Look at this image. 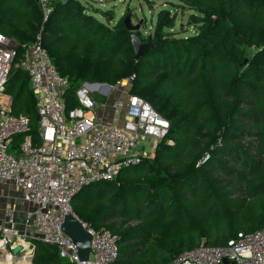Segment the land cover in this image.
<instances>
[{
	"label": "trees",
	"instance_id": "obj_1",
	"mask_svg": "<svg viewBox=\"0 0 264 264\" xmlns=\"http://www.w3.org/2000/svg\"><path fill=\"white\" fill-rule=\"evenodd\" d=\"M173 1L190 12L193 30L175 31L176 14L159 10L153 29L137 33L156 46L136 61L133 32L123 23L129 11L113 24L112 10L79 0H52L46 18L36 0H0V33L16 46L6 85L10 111L29 121V131L12 139L11 154L26 136L38 144L36 101L21 67L37 39L67 80V114L78 108L82 84L129 79V93L169 124L152 158L71 200L80 222L117 237L116 264H170L185 251L223 246L264 225V0ZM31 245L32 264H69L54 246Z\"/></svg>",
	"mask_w": 264,
	"mask_h": 264
},
{
	"label": "built area",
	"instance_id": "obj_2",
	"mask_svg": "<svg viewBox=\"0 0 264 264\" xmlns=\"http://www.w3.org/2000/svg\"><path fill=\"white\" fill-rule=\"evenodd\" d=\"M44 17L52 0H36ZM16 57L14 43L0 33V182L21 192L27 205L25 222L17 226L14 210L5 211L0 223V259H16L29 251L32 240L54 246L69 264H116L117 237L108 230H95L81 222L90 237L87 260H81L73 242L62 232L71 200L85 186L113 182L120 172L152 158L167 134L169 124L143 99L129 93V79L115 86L82 84L75 95L78 108L65 112L62 94L67 80L61 77L39 39L26 48L21 67L28 76L39 117L33 144L26 136L19 153L9 152L14 137L29 131V121L10 111L6 85ZM96 98L100 99L97 104ZM100 105L108 112L104 118ZM140 141H150L151 154H144ZM208 156H204L202 162ZM74 216V215H73ZM21 247L18 256L12 254ZM170 264H264V225L239 233L223 246L200 245L179 254Z\"/></svg>",
	"mask_w": 264,
	"mask_h": 264
},
{
	"label": "rangeland",
	"instance_id": "obj_3",
	"mask_svg": "<svg viewBox=\"0 0 264 264\" xmlns=\"http://www.w3.org/2000/svg\"><path fill=\"white\" fill-rule=\"evenodd\" d=\"M83 4L90 5V8H98L102 11L112 10L114 13V19L112 23H116L118 19L123 15L126 11H129L131 14L130 23L132 25L140 24V32L146 36L154 27L156 14L161 9L169 10L170 13H175V31L184 30L187 28V21L190 12L188 10H181L176 7L170 5L174 3L173 0H79ZM44 16V15H43ZM95 18L100 21H104V19L97 14H94ZM128 17V16H125ZM193 28L190 26L187 28V33L191 32ZM96 102V101H95ZM100 102V99L97 98V104ZM146 146H150V141H140L138 146L139 148L143 147L145 149ZM144 154H148V151H143ZM131 223H135L132 221ZM26 254V253H25ZM23 253V255H25ZM23 257V256H19ZM16 258L15 260L19 259ZM33 259V257H31ZM31 259V260H32ZM14 260V261H15ZM13 261V262H14ZM11 262V263H13ZM2 263V262H1ZM0 263V264H1ZM32 264V263H31Z\"/></svg>",
	"mask_w": 264,
	"mask_h": 264
},
{
	"label": "water",
	"instance_id": "obj_4",
	"mask_svg": "<svg viewBox=\"0 0 264 264\" xmlns=\"http://www.w3.org/2000/svg\"><path fill=\"white\" fill-rule=\"evenodd\" d=\"M123 23L128 31L133 32L130 37V42L133 50L134 59L138 61L148 51L152 50L155 46L152 44L143 43L137 34L140 30V24L132 25L130 18L126 17ZM62 232L73 242L77 248V254L81 260H87L90 246V237L83 229L81 222L72 214L66 215L61 225ZM21 253V247L17 246L12 250L14 256H18ZM2 256V253H0Z\"/></svg>",
	"mask_w": 264,
	"mask_h": 264
},
{
	"label": "crops",
	"instance_id": "obj_5",
	"mask_svg": "<svg viewBox=\"0 0 264 264\" xmlns=\"http://www.w3.org/2000/svg\"><path fill=\"white\" fill-rule=\"evenodd\" d=\"M97 102V98L95 99ZM100 114L106 118L108 116V112L103 109V106L100 105L99 110ZM146 150L148 154H151L152 145L146 146ZM13 209L15 212V219L17 226L19 228L24 225L25 222V212L27 210L26 203L22 200L21 192L15 189L9 183H2L0 182V223L4 222L5 220V211L8 209ZM32 263V260H31Z\"/></svg>",
	"mask_w": 264,
	"mask_h": 264
},
{
	"label": "bare ground",
	"instance_id": "obj_6",
	"mask_svg": "<svg viewBox=\"0 0 264 264\" xmlns=\"http://www.w3.org/2000/svg\"><path fill=\"white\" fill-rule=\"evenodd\" d=\"M23 257H20L19 259L15 260V259H0V263L1 264H30V254L29 251H26L25 255H22ZM15 260V261H14ZM14 261V262H13ZM13 262V263H11Z\"/></svg>",
	"mask_w": 264,
	"mask_h": 264
}]
</instances>
